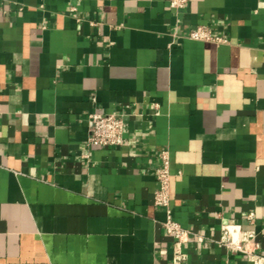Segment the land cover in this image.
Returning a JSON list of instances; mask_svg holds the SVG:
<instances>
[{
  "label": "crops",
  "instance_id": "obj_1",
  "mask_svg": "<svg viewBox=\"0 0 264 264\" xmlns=\"http://www.w3.org/2000/svg\"><path fill=\"white\" fill-rule=\"evenodd\" d=\"M163 150L183 264H251L226 223L264 254V0H0V264H175Z\"/></svg>",
  "mask_w": 264,
  "mask_h": 264
},
{
  "label": "built area",
  "instance_id": "obj_2",
  "mask_svg": "<svg viewBox=\"0 0 264 264\" xmlns=\"http://www.w3.org/2000/svg\"><path fill=\"white\" fill-rule=\"evenodd\" d=\"M188 0H169L170 6L180 9L186 6ZM191 38L201 40H216L211 29L206 25H199L190 34ZM124 117L114 112H92L89 115V136L88 144L114 146L123 141L124 136ZM162 163L158 167L156 177L159 181V188L154 194V203L165 207V219L162 221L167 233L174 238L173 261L175 264H183L188 253L186 243L192 231L183 227L174 217L170 205V183L171 168L170 154L168 150H163L160 154ZM254 213H250L249 218H253ZM256 231L244 229L240 224L226 223L222 225V235L220 243L224 245L229 253H242L251 264H264V254L257 251L254 239Z\"/></svg>",
  "mask_w": 264,
  "mask_h": 264
}]
</instances>
